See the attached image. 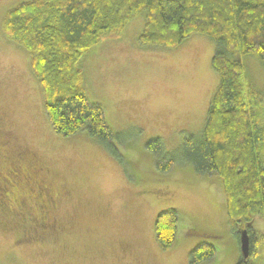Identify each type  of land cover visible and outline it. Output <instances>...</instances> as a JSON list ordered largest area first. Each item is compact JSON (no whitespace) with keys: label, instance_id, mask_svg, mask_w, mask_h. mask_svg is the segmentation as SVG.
Wrapping results in <instances>:
<instances>
[{"label":"rangeland","instance_id":"rangeland-1","mask_svg":"<svg viewBox=\"0 0 264 264\" xmlns=\"http://www.w3.org/2000/svg\"><path fill=\"white\" fill-rule=\"evenodd\" d=\"M24 1L0 0V110L15 145L37 155L54 178L53 228L41 238L19 239L22 224L0 226V264H189L188 251L200 242L216 249L201 264H264L259 214L240 222L254 232V248L244 257L239 233L248 228L236 235L215 180L180 160L161 172L147 147L159 137L165 152H173L202 129L219 83L211 65L214 42L194 33L170 48L145 45L139 40L145 18L136 14L119 36L83 53L86 95L119 135L107 149L86 130L61 136L52 129L29 52L8 39L2 24L7 11ZM233 57L256 90L247 98L253 118L264 123V64L249 53ZM167 208L178 213L177 239L164 250L154 223ZM189 227L194 234H185Z\"/></svg>","mask_w":264,"mask_h":264},{"label":"trees","instance_id":"trees-1","mask_svg":"<svg viewBox=\"0 0 264 264\" xmlns=\"http://www.w3.org/2000/svg\"><path fill=\"white\" fill-rule=\"evenodd\" d=\"M136 14L145 18L139 37L145 45L170 48L194 33L205 34L215 44L211 65L219 83L202 129L187 135L173 152H165L159 137H152L147 147L155 152L161 172L180 160L196 175L215 180L236 235L248 228L251 254L252 226L240 222L255 214L264 222V123L253 118L247 98L256 90L244 82V66L233 56L249 53L264 64V0H26L9 9L2 24L8 39L29 52L54 132L70 136L86 130L113 149L119 135L101 105L87 97L79 61L104 38L119 36ZM177 214L173 208L156 214L155 236L164 250L177 239ZM50 222L45 231L53 228ZM31 228L23 234L30 233L32 239L45 233L36 223ZM194 229L185 234H194ZM192 247L189 264H201L216 251L206 242Z\"/></svg>","mask_w":264,"mask_h":264},{"label":"flooded vegetation","instance_id":"flooded-vegetation-1","mask_svg":"<svg viewBox=\"0 0 264 264\" xmlns=\"http://www.w3.org/2000/svg\"><path fill=\"white\" fill-rule=\"evenodd\" d=\"M8 127V117L0 110V226L18 222L23 235L36 223L45 231L55 206L54 178L36 155L15 145L16 135Z\"/></svg>","mask_w":264,"mask_h":264},{"label":"water","instance_id":"water-1","mask_svg":"<svg viewBox=\"0 0 264 264\" xmlns=\"http://www.w3.org/2000/svg\"><path fill=\"white\" fill-rule=\"evenodd\" d=\"M239 246L242 256L244 257L247 256L249 253L250 245H249V234L245 229L240 231Z\"/></svg>","mask_w":264,"mask_h":264}]
</instances>
